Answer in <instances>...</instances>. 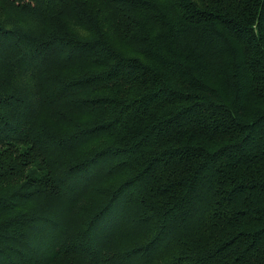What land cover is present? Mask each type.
<instances>
[{"label":"trees","instance_id":"trees-1","mask_svg":"<svg viewBox=\"0 0 264 264\" xmlns=\"http://www.w3.org/2000/svg\"><path fill=\"white\" fill-rule=\"evenodd\" d=\"M0 60V264H264V0H0Z\"/></svg>","mask_w":264,"mask_h":264},{"label":"rangeland","instance_id":"rangeland-1","mask_svg":"<svg viewBox=\"0 0 264 264\" xmlns=\"http://www.w3.org/2000/svg\"><path fill=\"white\" fill-rule=\"evenodd\" d=\"M74 27L77 28V25L74 24V26H72V28H74ZM1 64H3L2 60H0V65ZM86 115H87L86 113H80V116H82L80 118L84 119L86 117ZM37 121H38V123L40 122L42 124H49V125H51L52 128H56L59 130L67 126V124L63 123L62 120H59L56 117L44 115V112H41V115L37 116ZM55 153L56 152L52 151V149H50V148H47V151H45V159H47L46 160L47 166L51 167L53 165V161H52V159H50L49 156H51V155L54 156ZM48 163L50 165H48ZM13 199L17 200L16 198H13ZM95 202H96V196L90 195L88 198H86L85 202H80L79 204H81V205H79V206L86 207V209H87L89 207H92L95 204ZM16 204H18V202ZM54 207L56 209V207H58V203L55 204ZM52 208L53 207L48 208L50 213H52V211H51ZM133 208H134V205H133ZM71 209H72V215L68 218V221H67L69 223V225H76L77 223H81L84 219V216H85L82 209L75 207V206H73V208H71ZM9 215H10V213H1L0 218L7 217ZM122 224H124V225H122ZM122 224L113 226L114 230L112 231V229H111L110 230L111 232H109L108 235L107 234L105 235V240H110V242L112 241L113 244H116L118 246H125L127 244L134 243L135 241L139 242L138 238L140 241H142L147 236V235H144V232L146 234V230H144V229H143L144 232H142V231L140 232L138 230V228L133 227L132 224H130V223L124 222ZM71 227H73V226H71ZM129 230H130V233L127 232ZM131 230H133V231H131ZM139 232H140V235L138 236ZM118 233H120V234H118ZM129 234H131V235H129ZM136 235L138 236V238L136 237ZM79 256L80 255H77V257H79ZM77 257H75V258H77ZM69 260L70 259L68 257L65 258L64 256H58L57 258L53 259V261H51V263H49V264H70ZM75 261L77 262L78 258ZM78 264H79V261H78ZM82 264H88V263H84L82 261Z\"/></svg>","mask_w":264,"mask_h":264}]
</instances>
